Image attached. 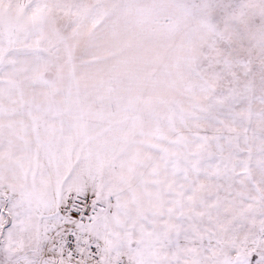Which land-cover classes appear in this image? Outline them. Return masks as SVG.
<instances>
[{
	"label": "snow or ice",
	"instance_id": "obj_1",
	"mask_svg": "<svg viewBox=\"0 0 264 264\" xmlns=\"http://www.w3.org/2000/svg\"><path fill=\"white\" fill-rule=\"evenodd\" d=\"M0 264H264V0H0Z\"/></svg>",
	"mask_w": 264,
	"mask_h": 264
}]
</instances>
